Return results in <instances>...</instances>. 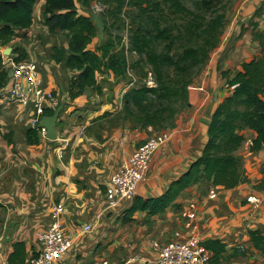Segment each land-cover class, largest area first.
<instances>
[{
  "label": "crops",
  "instance_id": "0c3cea01",
  "mask_svg": "<svg viewBox=\"0 0 264 264\" xmlns=\"http://www.w3.org/2000/svg\"><path fill=\"white\" fill-rule=\"evenodd\" d=\"M244 7L241 16L247 14L237 20L239 27L230 26L221 48L188 86L185 104L164 128L168 138L151 155L135 197L161 195L201 156L213 111L232 93L223 72L230 71L231 76L255 56L257 42L253 34L264 29V0ZM44 10L45 0H37L32 24L14 30L10 42L0 45L1 56L34 61L44 89L63 103L54 126L55 138H46L40 129L39 143L29 145L25 132L31 127L33 112L5 97L10 79L7 65L6 84L0 88V257L8 260L16 256L11 264H23L40 248L36 234L49 226L52 207L62 203L61 225L71 237V245L52 264L126 261L133 256L138 261L134 264H155L154 244L189 235L192 220L186 211L194 205L201 241L218 239L225 243L217 264H237L238 260L255 264L254 253L258 250L252 247L248 231L259 229L264 234V218L251 217L252 206L246 197L253 193L254 182L260 180L264 150L250 151L247 141L254 136L253 131H242L245 140L237 150L252 181L223 189L201 177L164 212L148 215L136 210L125 221L132 202L120 200L116 206L108 207L105 193L112 174L150 136L118 116L127 91L119 76L105 72L99 80L100 92L88 88L70 100L67 84L76 72L53 60V46L67 49V43L59 29L48 30ZM78 10L86 14L84 9ZM96 27L103 35L101 24L96 23ZM4 50L9 54H2ZM84 224H89L90 229L82 230ZM239 241L248 244L246 252L235 249ZM20 242L24 248L16 250L15 244Z\"/></svg>",
  "mask_w": 264,
  "mask_h": 264
},
{
  "label": "trees",
  "instance_id": "16d2710c",
  "mask_svg": "<svg viewBox=\"0 0 264 264\" xmlns=\"http://www.w3.org/2000/svg\"><path fill=\"white\" fill-rule=\"evenodd\" d=\"M37 0H0V45H7L14 35V30L24 29L32 24L33 7ZM78 0H45L44 23L50 32L59 29L64 36L67 49L58 45L52 48V58L56 63H64L69 70L76 74L67 84L68 95L73 100L86 90L93 89L100 92L99 76L105 72L115 76H122L128 67L123 50H116L115 39L111 36L107 24L100 22L105 38L99 46H91L93 38L96 36V24L90 15H84L78 10ZM104 4L116 3L120 6V0H101ZM169 4L174 12H189L180 0H164ZM221 15L212 18L209 23L207 44L212 47L217 44L214 28L221 25ZM155 31L153 34L152 31ZM152 31H143L142 27L130 30L128 43L130 51L144 54L148 64L152 66L157 75L155 83L158 88H131L123 95L125 103H131L139 108L142 103L148 100L149 93L156 95L159 90L163 91L158 98L166 99L170 102L171 97H187V88L181 86L180 91L168 90V85L163 80V68L165 66L178 67L177 70L183 73L187 68L199 63V52L192 47L185 48L178 54L179 59H173L170 53H157L150 44L154 39L168 40L170 33L159 29L156 25ZM192 33H188V38ZM258 43L260 53L248 61L241 64L240 68L232 73L224 71L226 85L232 88V93L226 96L213 111L211 120L208 124L207 138L200 157H198L189 169L174 180L169 187L159 196L142 198L135 197L128 210H126L125 221L130 220V216L136 210L146 211L148 215H155L165 211L174 204L178 195L204 177L210 180L212 185L223 189H232L240 183L248 181L247 173L242 166L240 157L236 154L239 147L245 140L244 129L253 131L254 136L250 146L251 152L264 150V29L258 30L253 34ZM119 39V37H118ZM202 57L206 51L202 48ZM21 56L14 60H26ZM0 55V88L6 84L7 70L3 66ZM121 78V77H120ZM190 82V81H189ZM56 106L46 102L44 115H51ZM163 104L161 103V107ZM165 109V107L163 108ZM170 111V121L173 119L176 110L168 105ZM150 121V116H146V122ZM169 121V123H170ZM38 127L31 126L26 129V138L29 145L39 143ZM264 174V161L261 170ZM251 238L252 247L259 250L264 245V234L262 230L252 229L248 231ZM211 253V264L219 262L220 255L225 251V243L218 239H208L201 242ZM16 250L23 249L22 242L15 244ZM237 249L239 252L245 251ZM16 257V256H15ZM8 262L11 264L12 259ZM125 260H121L123 262ZM24 264V263H23Z\"/></svg>",
  "mask_w": 264,
  "mask_h": 264
},
{
  "label": "rangeland",
  "instance_id": "374dc122",
  "mask_svg": "<svg viewBox=\"0 0 264 264\" xmlns=\"http://www.w3.org/2000/svg\"><path fill=\"white\" fill-rule=\"evenodd\" d=\"M120 2H122L120 6H117V4L114 2L110 4H104L101 0H78L77 4L78 9H84L86 14L90 15V18L95 24L100 22H105L107 24L109 32H111V36L115 39V42H117V51L120 49L123 50L124 46V55L128 67L126 72L120 77L123 84L127 87V91H129L131 88L139 87L158 88L155 83V78L157 75L154 73L152 66L148 64L145 55L138 54L135 51H130L129 49L130 45L128 43V35L130 34V30L141 26L143 31H152V29L158 25L159 29L170 33L171 38L168 40L154 39L150 46L151 48H154L157 53L169 52L175 60L179 59L178 54L182 53V51L187 47H192L200 51L199 63L193 65L191 68H187L183 73H180V71L177 70L178 67H173L171 65L165 66L163 68V80L168 85V90L177 91L181 86L188 88L193 79L203 72L209 59L217 50L221 48L224 37L226 36L225 34L231 28L230 26H234L235 29L239 27L237 20L245 17L247 14L246 13L245 15L241 16V14H244L242 10H246L244 6L246 4H253V2L255 3V0H180L182 5L189 10L187 13L174 12L172 9H170L169 4L164 0H120ZM96 4L102 5L104 7L102 11L98 12L95 10L94 5ZM219 15L222 16V24L218 25V27H216V29L214 28L213 30V33L216 34L215 43L217 44L219 41V44L215 47H212L210 43H206V40L209 36L208 34L212 33V31L204 32L203 30L206 28L208 30L210 26L209 21ZM152 32L155 34L154 30ZM188 33H192L194 36H190L188 38ZM103 35L100 34L99 30H97L96 36L93 38L91 46H99L102 43L101 40ZM202 48H204L206 51L205 57H202ZM1 53L4 55L9 54L5 50ZM259 53L260 50L257 43V51L255 55H258ZM7 65L11 68L8 61L4 62L3 66L6 70L9 68ZM101 76L102 75L99 76V80ZM162 92L163 91L159 90L156 95L149 93L148 100L144 101L139 108L133 106L131 103L128 104L123 101L118 116H120L124 121L129 122L131 127L134 129L138 128L149 136L163 132L164 128L169 124L170 121V111L169 109L167 110L168 105H170L177 112L180 106L185 104V99L181 97H171L169 99L170 102H168V98H158L157 95H160ZM12 102L19 104L17 100ZM161 103L163 104L162 107ZM24 107H29L32 110L30 106ZM164 107L165 109H163ZM146 116H150V121L148 123L146 122ZM249 140L247 143L250 147L251 145ZM262 162L260 165V170ZM260 174V180L255 181L253 186L254 188H251L253 191L252 194L257 195L260 198V204L258 206L251 207L252 209L250 214L251 217L260 216L264 218V174L262 172H260ZM247 177L248 181L246 182L252 181L249 175H247ZM196 224L197 229L195 232L198 235V218ZM191 233L192 231H190L189 235ZM240 237L242 236L240 235ZM158 244L163 245L160 244V242H158ZM239 244H242L244 247H248L246 241H239L236 242L235 249H238L237 246ZM256 252L257 253H254L257 254L254 257L255 264H264V245H262V247ZM135 257L136 256L132 257L133 260L132 262L130 261V264H134V261L138 262L136 261ZM142 260L143 259L141 258V261ZM108 261L120 263V261ZM237 264L250 263H241L238 260Z\"/></svg>",
  "mask_w": 264,
  "mask_h": 264
},
{
  "label": "built area",
  "instance_id": "2783aa9c",
  "mask_svg": "<svg viewBox=\"0 0 264 264\" xmlns=\"http://www.w3.org/2000/svg\"><path fill=\"white\" fill-rule=\"evenodd\" d=\"M94 6L98 12L104 8L98 4ZM1 57L3 64L8 61L11 66L5 97L10 101L17 100L22 106H30L33 110L31 125L38 127V123L44 115L45 103L50 102L52 106H56L58 99L51 91L45 90L42 86L39 71L34 61L30 59L16 61L13 58ZM167 138V132L152 135L129 154L110 178V187L105 193V201L108 207L116 206L120 200L130 201L134 198L138 184L145 179L151 155ZM249 143L251 145L252 141L249 140ZM246 201L252 207L260 204V198L255 194L248 195ZM63 209L62 203H56L52 207L49 226L36 234L40 248L31 254L24 264H52L68 251L71 245V237L65 233L61 225L60 215ZM186 215L192 220V233L184 240L171 241L163 245L154 244V249L157 252L155 264H211V253L201 243V239L195 232L197 229V211L194 205H189ZM81 228L82 230H89L90 225L84 224L81 225ZM237 247L241 250L244 249L242 244ZM132 260L133 258L120 263H113L107 259H101L92 262V264H129ZM0 264L10 263L0 257Z\"/></svg>",
  "mask_w": 264,
  "mask_h": 264
},
{
  "label": "water",
  "instance_id": "95a60500",
  "mask_svg": "<svg viewBox=\"0 0 264 264\" xmlns=\"http://www.w3.org/2000/svg\"><path fill=\"white\" fill-rule=\"evenodd\" d=\"M8 50V49H7ZM63 109V103H60L53 111L51 115H43L38 123V128L45 131V137L48 139L55 138L54 126L59 116V113Z\"/></svg>",
  "mask_w": 264,
  "mask_h": 264
}]
</instances>
